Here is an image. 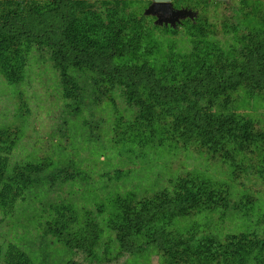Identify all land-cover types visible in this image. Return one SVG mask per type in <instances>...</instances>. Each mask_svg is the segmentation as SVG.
<instances>
[{"label": "trees", "instance_id": "16d2710c", "mask_svg": "<svg viewBox=\"0 0 264 264\" xmlns=\"http://www.w3.org/2000/svg\"><path fill=\"white\" fill-rule=\"evenodd\" d=\"M128 1H0V75L8 86H18L34 64L31 57L38 56L58 73L60 93L75 106L73 111L87 101L106 99L118 112L113 95L117 96L133 114L128 121L130 130L137 132L134 143L143 149L141 156L149 144L158 149L169 141L172 148L195 149L217 158L240 184L253 166L264 182V120L231 110L232 94L240 89L264 102V27L241 29L239 20H232L235 5L215 1L213 8L222 13L188 20L189 51L169 45L163 64L149 40L145 23L149 18L125 15L130 13L125 11ZM238 7L239 13L247 9L244 2ZM216 22L223 34H230V44L223 46V40H217L221 34ZM178 27L157 26V30L177 35ZM83 72L88 74L81 76ZM84 88L92 93L84 96ZM140 131L149 143H141ZM6 133L0 131V210L9 214L17 201L28 198L34 185L54 179L44 176L36 164L10 165ZM134 154L140 156V151ZM56 173L66 179L63 170ZM169 183L170 189L139 200L134 194L128 200L117 199V212L104 227L114 234L118 258L144 247L157 250L168 264H237L250 252L264 253V237L256 232L227 234L221 241L214 234L174 230L181 219L234 210L235 205L230 208L228 187L208 179L185 175ZM54 208L53 219L41 231L68 249L71 258L66 264L112 261L105 257L110 243L103 242L104 224L97 215L84 212L79 217L70 207ZM5 262L33 264L14 246Z\"/></svg>", "mask_w": 264, "mask_h": 264}, {"label": "rangeland", "instance_id": "374dc122", "mask_svg": "<svg viewBox=\"0 0 264 264\" xmlns=\"http://www.w3.org/2000/svg\"><path fill=\"white\" fill-rule=\"evenodd\" d=\"M226 1L235 5L232 20H239L241 29L264 27V0ZM182 2L194 15L190 19L179 20L177 35L157 30V26H172L159 25L157 16L145 13L151 1L127 2L125 11L130 13L125 15L134 13L137 17L149 18L145 20L150 31L149 40L154 41V54L161 55L159 60L163 64L166 63L163 54L169 45L180 52L189 51L188 20L194 21L203 14L222 13L213 8L215 0ZM242 2L247 9L239 13L238 6ZM214 26L221 34L216 36L217 40H223V46L230 44V34H223L217 22ZM202 41L210 42L207 38H202ZM31 61L34 64L28 66L29 72L18 86H8L0 75V131L9 132L6 133V142L9 144L10 165H39L44 176L54 181L34 185L28 198L17 201L9 214L0 210V264H6L10 246L25 252L33 264H66L71 258L68 249L41 231L44 224L53 219L54 207L58 206L70 207L78 212L79 217L90 212L101 219L104 224L103 242L110 243L105 257L112 259L106 264H168L152 247L136 252L135 247L132 255L118 258L119 248L114 234L104 226L105 221L117 212V199L128 200L130 194H134L135 200L151 196L164 188L170 189L171 180L185 175L228 187L232 192L230 208L232 204L235 208L181 219L174 225V230L181 233L194 231L198 236L214 234L221 241L227 234L239 232H256L264 237V182L257 178L254 166L248 175H243L244 180L240 184L232 179L229 169H225L217 158L195 149H174L173 144L169 146V141L158 149L149 144L145 155L141 156L143 149L134 143L137 132L130 130L128 121L133 119V114L116 99L117 96L113 95L118 112H115L114 103L106 99L104 103L87 101L73 111L75 106L71 105L72 102L62 98L58 73L49 61L38 56H32ZM86 74L80 73L81 76ZM82 92L84 96L92 93L85 88ZM232 99L233 112L264 120V102L250 97L245 89L234 92ZM121 117L126 122H118L116 118ZM139 134H142V144L149 143L143 138V132ZM137 151H140V156L136 157L134 152ZM58 170L64 171L66 179L55 176ZM66 172L73 173L74 177H68ZM194 264L209 263L199 261ZM237 264H264V253L250 252Z\"/></svg>", "mask_w": 264, "mask_h": 264}, {"label": "water", "instance_id": "95a60500", "mask_svg": "<svg viewBox=\"0 0 264 264\" xmlns=\"http://www.w3.org/2000/svg\"><path fill=\"white\" fill-rule=\"evenodd\" d=\"M151 5L146 10L147 15L157 16L156 23L162 25L170 24L172 27L175 26V22H179L181 19L192 17L194 14L188 10H173L171 7V0H149ZM166 16L169 18L166 19Z\"/></svg>", "mask_w": 264, "mask_h": 264}, {"label": "flooded vegetation", "instance_id": "af4514ba", "mask_svg": "<svg viewBox=\"0 0 264 264\" xmlns=\"http://www.w3.org/2000/svg\"><path fill=\"white\" fill-rule=\"evenodd\" d=\"M217 2H227L226 0H215ZM171 7L173 10H176V11H180V10H187V6H183V2L182 0H171ZM169 17L166 16V19H168ZM189 17L185 18V19H188ZM190 19V18H189ZM184 20V19H183ZM180 22H175V25L179 24ZM163 25H165L163 23ZM169 25V24H167ZM166 26V25H165ZM171 26V25H170ZM175 27V26H174Z\"/></svg>", "mask_w": 264, "mask_h": 264}, {"label": "crops", "instance_id": "0c3cea01", "mask_svg": "<svg viewBox=\"0 0 264 264\" xmlns=\"http://www.w3.org/2000/svg\"><path fill=\"white\" fill-rule=\"evenodd\" d=\"M5 1V0H0ZM12 1H48V0H12ZM74 1H101V0H74Z\"/></svg>", "mask_w": 264, "mask_h": 264}]
</instances>
